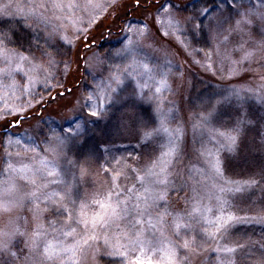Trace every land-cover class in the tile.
<instances>
[{
    "label": "snow or ice",
    "instance_id": "obj_1",
    "mask_svg": "<svg viewBox=\"0 0 264 264\" xmlns=\"http://www.w3.org/2000/svg\"><path fill=\"white\" fill-rule=\"evenodd\" d=\"M119 6L120 0H0V117L6 128L29 123L26 133L32 141L4 137L0 264H264V243L250 244L235 238L234 232L242 223L264 226V208L255 215H238L231 203L237 193L264 188V169L243 181L225 179L223 171L224 154H238L246 131L257 126L246 105L251 99L264 106V75L257 88L233 89L224 96L222 102L238 108L237 119L223 130L212 126L217 107L211 101L198 115L199 123L193 122L194 130L206 127L218 145L215 152L199 153L214 183L208 192L191 188L184 206L177 208L171 195L188 190L180 169L185 149L177 135L183 128L170 127L175 116L166 103L173 101L165 93L173 92L183 73L170 61L149 68L146 54L167 56L170 49L163 48L161 40L180 33L192 42L202 39L205 47L214 45L221 63L233 65L229 77L248 71L254 60L264 68V0H190L184 5L134 0V12L142 13V19L129 20L125 13L119 25L121 46L97 52L93 27L102 13ZM73 49H78L75 60ZM178 51L187 53V48ZM114 58H120L122 66L65 105L57 113L63 123H44L53 119L44 116L52 103L73 91L64 88L51 95L53 82L64 87L57 79L61 67L65 76L73 63L77 71L82 67L90 74ZM37 85H43L40 92L34 90ZM12 97L21 102L9 106ZM144 104L152 108L149 117L138 114ZM111 119L120 121L118 133L127 132L131 120L138 142L157 145L143 167H131L115 156L99 165L96 148L85 137L99 121ZM259 125L264 127V118ZM261 141L264 145V136ZM94 162L105 173V186L84 197L80 183Z\"/></svg>",
    "mask_w": 264,
    "mask_h": 264
},
{
    "label": "rangeland",
    "instance_id": "obj_2",
    "mask_svg": "<svg viewBox=\"0 0 264 264\" xmlns=\"http://www.w3.org/2000/svg\"><path fill=\"white\" fill-rule=\"evenodd\" d=\"M93 2L103 4L106 3L107 0H93ZM161 2H163V0H161ZM173 2L184 5L190 3V0H173ZM133 4L134 0H120V6L116 11L108 9L101 14L100 19L92 30V35L96 37L94 44L96 45L95 50L97 52L107 53L121 46L120 41L123 38V33L120 32L119 25L124 20L125 13H127L129 20L135 19L139 21V19H142V13L134 12L132 7ZM136 26L137 24H133V27ZM89 39H91V37H89ZM197 40H199V38ZM161 43L163 44V48L170 49V52L165 56L163 52L152 53L146 50V54L149 57L147 61L149 68H153L157 65H164L166 61H170L173 69L178 67L180 72L183 73V79L173 85V92L176 98L173 99L174 101L172 104L166 103V105L170 106H181V108L178 109L179 111L175 112L172 111L171 107L166 106V109L175 116V120L170 127L175 129L177 125H179L183 128L185 125L182 126V122L191 121L189 129L193 130L192 139L190 138L192 143L191 147H193L191 153H188L189 146L185 132L183 131V133L177 134L179 135V145L183 146L185 149L184 155L181 156L183 163L180 165V169L182 176L188 181V190L187 193H181L179 195L173 193L171 195V200L174 202L173 207L182 208L184 206L185 195H191V188L194 187L201 189L203 192H208L209 188L214 183L211 174H205L206 166L202 164L203 157H200L199 153L206 149L215 152L218 145L215 144L214 140L209 138L206 127L196 128L194 130L192 120L199 123L198 115L202 113L203 108L211 101V103L217 107V111L215 112L217 124L214 120L212 126L223 130L222 126L232 124L237 119L238 105L236 103L222 102L224 96L231 95L233 89L257 88V86L262 83L261 76L264 75V68L260 66L259 60H254L250 65L246 66L248 71L239 76L229 77V72L233 65L226 60L221 63L223 57L216 54L214 45L208 47L209 54L205 56L198 46V41L192 42L187 35L176 33L175 36L171 38L166 37L162 39ZM179 48H187V53L178 51ZM77 50L78 49H73V60H75V53ZM79 51L81 55L84 54V49L82 47ZM224 51L225 50L221 48V52L223 53ZM227 51L229 53L232 52V45L228 46ZM88 54L91 55V53ZM209 56H211V60L208 59ZM193 60H198L200 63H194ZM209 63L213 64L211 69L205 67V65ZM117 65L122 66L120 58H114L112 63L105 62L91 70L90 74H86L82 67L80 71H77L76 64L73 63L70 73L66 76L64 75L63 67H61L57 79L62 80L64 87H57L55 82H53L54 90L51 92V95L56 96L57 92H63L64 88H71L73 91L72 94L67 95L63 99L58 98L57 102L52 103L51 107L44 112V116L47 117L51 115L53 119H46L44 123L48 127L63 123L60 119V115H57V113H59L61 109H64L65 105H71L77 96H83L85 91L90 89L93 82L96 84H103L106 82L110 73L118 71ZM126 83H131V81H126ZM42 89L43 85H37L34 90L40 92ZM177 93H184L185 98H179ZM169 94L171 93H165L166 96ZM23 99L26 100L27 97H23ZM20 102L21 101L16 100L15 97H12L8 101V105L12 106ZM146 106L151 108L148 104L140 106L138 109V114L140 116L147 117L143 111V108ZM250 106L257 110L264 111V106L251 99L247 101L246 108L248 109ZM3 109L4 101H0V111H3ZM66 111L65 109V112ZM262 118H264V112H262V117L259 121ZM12 119L13 117H8V120ZM32 123H35V120H33ZM127 123L129 130L127 132L118 133L117 129L120 127L119 120H101L99 121L98 127L93 126L96 130L87 134L85 138L88 145L96 148L99 165H104L105 161L111 160L112 156L123 159L124 163L131 167H143L147 163L148 156L157 145L155 143L146 145L143 142H138L136 132L131 127L132 121L128 120ZM257 126L259 127V138L261 139V136H264V127L260 126L259 122ZM2 128H6V122L0 117V130ZM28 129H30V124L24 123L20 128H12L8 137L31 143L32 141L28 139L30 132L26 133ZM101 129L106 131L101 132ZM36 142L39 143V140L37 139ZM3 144L4 139L2 140V137H0V167H3V160L5 158ZM241 144L238 154H224L227 156L223 169L225 179L243 181L249 176H258L260 171L264 169L263 145L259 156L262 158H260L259 161L256 162L254 160V162H252L253 157L246 154L249 161H247L245 165L242 167L234 165V163L236 164L238 161L237 159L242 156ZM106 149L108 152L105 151ZM12 151H15V147H13ZM108 153H111V155ZM58 163L61 165L63 164L62 161H58ZM80 163L83 164V160H81ZM99 165L94 162L91 166L90 174L81 181L79 189V194L81 196L87 197L94 192L103 190L105 186V173ZM131 182V179L126 181V183L129 184ZM231 203L234 206V211L238 215H255L261 208H264V188L256 187L243 193H237L231 197ZM234 232L235 238L242 240L246 239L250 244L258 246L260 243H264V226L260 224H238ZM248 264H252V262L249 261Z\"/></svg>",
    "mask_w": 264,
    "mask_h": 264
},
{
    "label": "trees",
    "instance_id": "obj_3",
    "mask_svg": "<svg viewBox=\"0 0 264 264\" xmlns=\"http://www.w3.org/2000/svg\"><path fill=\"white\" fill-rule=\"evenodd\" d=\"M198 41V46L199 48L202 50L203 54L205 56H208L209 54V49L208 47H205V43L202 39L199 38ZM178 97H182V99L185 98V94H181V93H177ZM169 99H171L172 101H174L173 99L176 98L175 97V93L172 92L171 94H169L167 96ZM168 107H171L172 108V111H179L178 109L181 108V106H170V105H166ZM177 109V110H175ZM222 110V109H221ZM143 111H144V114L145 116L149 117L151 116V108L149 106H146L143 108ZM249 115L257 121V123L259 122V119L262 117V112L264 111H261V110H257L255 108H253L252 106H250L248 109H247ZM217 119V118H216ZM217 120H215V123L217 124L216 122ZM193 120H192V125H193ZM190 123L191 121H187V122H182V126L185 125V127H183V131L185 132V136H186V140L188 141V146H189V152L188 153H191V151L193 150V147H191V139H192V134H193V130H190L189 127H190ZM188 126V127H187ZM259 127L258 126H255V127H252L251 129L247 130L246 131V135L244 136V138L242 139V144H241V153H242V156L241 158L237 159L238 161L236 162V164L234 163L235 166H238V167H242L243 165H245V163L247 161H249V159L247 158V155L248 156H251L253 157L252 159V162H254V160L257 162L259 161L260 158L262 157H259L260 156V153H261V150L263 148L262 146V141L261 139L259 138ZM191 138V139H190ZM243 147V149H242ZM250 150H251V153H250ZM247 154V155H246ZM191 159V158H189ZM239 169H242V168H239Z\"/></svg>",
    "mask_w": 264,
    "mask_h": 264
},
{
    "label": "flooded vegetation",
    "instance_id": "obj_4",
    "mask_svg": "<svg viewBox=\"0 0 264 264\" xmlns=\"http://www.w3.org/2000/svg\"><path fill=\"white\" fill-rule=\"evenodd\" d=\"M12 128H2L1 130H0V137H2V140L4 139V137L5 136H9L10 134V130H11Z\"/></svg>",
    "mask_w": 264,
    "mask_h": 264
}]
</instances>
